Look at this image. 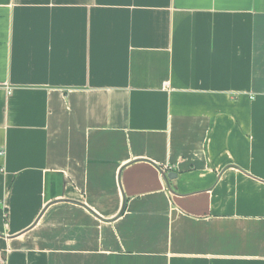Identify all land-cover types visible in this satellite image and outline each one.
<instances>
[{"label": "crops", "instance_id": "1", "mask_svg": "<svg viewBox=\"0 0 264 264\" xmlns=\"http://www.w3.org/2000/svg\"><path fill=\"white\" fill-rule=\"evenodd\" d=\"M0 264H264V0H0Z\"/></svg>", "mask_w": 264, "mask_h": 264}, {"label": "built area", "instance_id": "2", "mask_svg": "<svg viewBox=\"0 0 264 264\" xmlns=\"http://www.w3.org/2000/svg\"><path fill=\"white\" fill-rule=\"evenodd\" d=\"M3 152H4V151L0 149V155L3 154Z\"/></svg>", "mask_w": 264, "mask_h": 264}]
</instances>
